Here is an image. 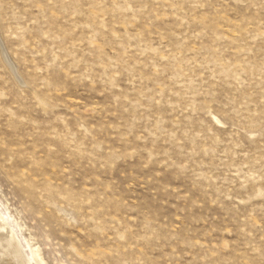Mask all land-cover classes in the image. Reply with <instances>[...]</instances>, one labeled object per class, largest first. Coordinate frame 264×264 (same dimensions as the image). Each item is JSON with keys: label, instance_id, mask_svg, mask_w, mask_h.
Here are the masks:
<instances>
[{"label": "rangeland", "instance_id": "1", "mask_svg": "<svg viewBox=\"0 0 264 264\" xmlns=\"http://www.w3.org/2000/svg\"><path fill=\"white\" fill-rule=\"evenodd\" d=\"M0 37L29 264H264V0H0Z\"/></svg>", "mask_w": 264, "mask_h": 264}, {"label": "bare ground", "instance_id": "2", "mask_svg": "<svg viewBox=\"0 0 264 264\" xmlns=\"http://www.w3.org/2000/svg\"><path fill=\"white\" fill-rule=\"evenodd\" d=\"M2 41L3 40L0 39L1 55L7 63H10L12 62L11 58L9 57L10 55H8L9 53L5 49L6 48L4 46L5 44L2 43ZM13 69H15L14 66H11V70ZM38 251L40 252L39 248ZM0 264H29L28 260L26 259V257L24 256L21 250L20 245L18 244V241L10 231L2 227L1 221H0Z\"/></svg>", "mask_w": 264, "mask_h": 264}]
</instances>
